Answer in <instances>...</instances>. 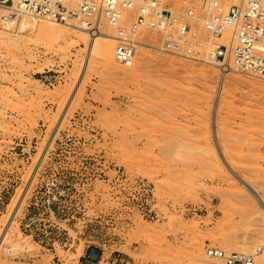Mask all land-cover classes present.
<instances>
[{
	"label": "rangeland",
	"instance_id": "374dc122",
	"mask_svg": "<svg viewBox=\"0 0 264 264\" xmlns=\"http://www.w3.org/2000/svg\"><path fill=\"white\" fill-rule=\"evenodd\" d=\"M163 6L205 62L143 29L125 68L112 38L49 43L0 21V264H84L89 248L114 264H220L207 248L256 264L264 210L245 185L264 198V80L205 60L229 33L205 31L198 0Z\"/></svg>",
	"mask_w": 264,
	"mask_h": 264
},
{
	"label": "built area",
	"instance_id": "2783aa9c",
	"mask_svg": "<svg viewBox=\"0 0 264 264\" xmlns=\"http://www.w3.org/2000/svg\"><path fill=\"white\" fill-rule=\"evenodd\" d=\"M198 3L201 23L213 39L229 33L223 44L207 52L205 60L223 72L232 70L264 80V0H198ZM163 4L164 0H0V9L13 21L29 17L68 27L74 25L91 34L105 22L114 32L115 59L125 68L134 64L138 45L135 39L143 29L165 35L161 53L202 62L200 52L188 50L190 26L175 18ZM259 253L264 254V248ZM206 254L220 264H255L254 257L246 253L207 248ZM85 263L114 264V260L104 261L96 248H89Z\"/></svg>",
	"mask_w": 264,
	"mask_h": 264
},
{
	"label": "bare ground",
	"instance_id": "6f19581e",
	"mask_svg": "<svg viewBox=\"0 0 264 264\" xmlns=\"http://www.w3.org/2000/svg\"><path fill=\"white\" fill-rule=\"evenodd\" d=\"M6 16H7V12L5 10H1L0 9V21L2 23L1 24L2 28H4L5 30H7V31L12 30L16 25L19 26L20 29H22V30L31 29L32 31H35L36 34L39 35V37H42L45 41L46 40L49 41V43H60V42H64L65 43V42L69 41V43L72 44V45L81 43V44H84L86 47H94L95 44H97V42H96V39L90 37L91 35H94L97 38H102V39H105V40H110L111 38L112 39L115 38L114 35L110 34V31L108 29L109 27L107 28L106 26L97 27L96 33L95 34H91V33L87 32L84 29H80L78 27H75L74 25H72L71 27H74V28H76L79 31L74 32L68 26H63V25H58V24H56V25L54 24V26H53V25H51L52 23L50 25L47 24V23H46L47 25L44 24V23L41 24V25L40 24L38 25L36 23L35 19L29 18V17H22V19L19 20V21L18 20H16V21L14 20L13 21V19L6 18ZM80 30H82V31H80ZM29 33H31V32H29ZM226 33H228V32H226ZM2 34H4V33H2ZM7 34H6V36H7ZM205 34H207V33L205 32ZM0 35H1V33H0ZM2 38H4V36ZM11 39L13 41H17V37L16 36H12ZM137 44H140V41ZM208 44L209 45H213L210 48V50L213 49L214 46L220 45V44H211V43H208ZM15 46H17V44ZM203 46H204V44H203ZM210 50H208V51H210ZM205 54H204L203 57H206ZM201 57H202V55H201ZM203 62H205V61H203ZM245 188L250 194L255 196V198L258 200V203H259L260 207L262 208V210H264V198H262L253 189V187H251L250 184L246 183ZM256 264H264V254H261V256L259 255V257H257Z\"/></svg>",
	"mask_w": 264,
	"mask_h": 264
},
{
	"label": "crops",
	"instance_id": "0c3cea01",
	"mask_svg": "<svg viewBox=\"0 0 264 264\" xmlns=\"http://www.w3.org/2000/svg\"><path fill=\"white\" fill-rule=\"evenodd\" d=\"M86 264V263H85Z\"/></svg>",
	"mask_w": 264,
	"mask_h": 264
}]
</instances>
